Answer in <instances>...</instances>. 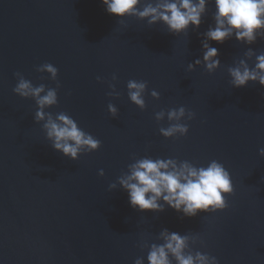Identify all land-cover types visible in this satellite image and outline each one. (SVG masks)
I'll use <instances>...</instances> for the list:
<instances>
[{
  "label": "water",
  "instance_id": "1",
  "mask_svg": "<svg viewBox=\"0 0 264 264\" xmlns=\"http://www.w3.org/2000/svg\"><path fill=\"white\" fill-rule=\"evenodd\" d=\"M215 10L209 0L200 28L176 35L162 23L110 15L102 0H0V264H134L141 256L148 264L141 244L159 243L164 229L198 237L194 251L219 264H264V87L235 88L228 73L249 47L264 53V39L209 42L221 68L189 71L203 59ZM45 63L58 69L61 85L48 111L67 113L101 142L78 161L52 148L35 101L13 91L18 72L56 88L37 71ZM129 80L147 83L144 110L130 101ZM180 107L195 118L183 121L187 136L167 139L160 128L169 122L155 115ZM144 157L222 163L234 187L228 207L195 217L166 205L161 213L133 209L118 179Z\"/></svg>",
  "mask_w": 264,
  "mask_h": 264
},
{
  "label": "clouds",
  "instance_id": "2",
  "mask_svg": "<svg viewBox=\"0 0 264 264\" xmlns=\"http://www.w3.org/2000/svg\"><path fill=\"white\" fill-rule=\"evenodd\" d=\"M102 3L110 15L121 20L136 17L147 21L150 26L162 23L170 33L179 35L187 33L190 28H200L207 14L209 0H102ZM214 4V27H209L204 34L203 59L189 64V71H195L201 64L208 73H215L221 68L218 49L209 42L223 44L235 37L241 44L251 46L258 39H264V0H214ZM245 56L235 66L228 68L232 86L244 88L249 83H259L264 87V53L257 54L249 47ZM253 58L254 67H250L248 61ZM37 71L47 73L56 82V88L44 84L34 86L18 72V82L13 91L21 98L35 101L38 106L35 121L43 125L52 148L73 161H78L82 154L99 151L101 142L82 130L70 115L65 112L53 115L48 111L58 105L57 90L61 87L58 69L51 63H45ZM116 79L113 76V80ZM109 86L112 89L110 95L118 97L115 84ZM127 89L130 101L144 110L147 83L129 80ZM151 96L160 99L155 90ZM108 111L113 118L118 116L114 104L108 105ZM194 118L195 114L186 111L184 107L161 111L155 115L158 122L165 119L169 122L168 127L160 128V133L167 139L187 136L189 127L183 121ZM259 156L264 158V148L259 149ZM104 174L100 170L99 175ZM118 184L128 193L133 209L161 213L165 211L166 205L185 217H195L201 212L223 211L228 207L226 197L234 194L230 173L216 160L210 161L207 166L197 167L189 161L178 162L171 158H139L128 166V171L118 179ZM116 187L117 183H113L110 190ZM158 239L159 243L144 241L141 244L147 250L148 264H219L215 256L194 251L197 245L203 243L198 237L164 229ZM134 264H145V258L137 257Z\"/></svg>",
  "mask_w": 264,
  "mask_h": 264
}]
</instances>
